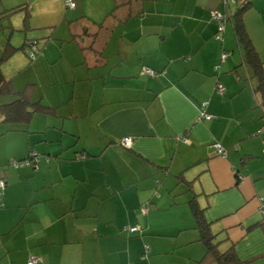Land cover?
Returning <instances> with one entry per match:
<instances>
[{"label":"crops","instance_id":"crops-1","mask_svg":"<svg viewBox=\"0 0 264 264\" xmlns=\"http://www.w3.org/2000/svg\"><path fill=\"white\" fill-rule=\"evenodd\" d=\"M73 1L0 0V52L14 47L0 105L21 92L33 110L0 121V264H217L192 200L220 250L264 264V94L234 21L219 40L211 16L244 0ZM247 2L264 69V0ZM32 151L34 165L9 164Z\"/></svg>","mask_w":264,"mask_h":264},{"label":"trees","instance_id":"trees-1","mask_svg":"<svg viewBox=\"0 0 264 264\" xmlns=\"http://www.w3.org/2000/svg\"><path fill=\"white\" fill-rule=\"evenodd\" d=\"M247 7H248V2L247 0H244L235 14H231L229 9H224V12L226 14V22L227 20H229V18L234 21V32H235L236 40L239 43V45L244 47L245 49L244 60L253 69L254 77L257 79V85L253 86L254 87L253 90L255 89V91H257L260 94V96H262L264 94L263 61L261 60L259 52L251 42V39L245 28V24L243 21V12L246 10ZM20 9H22V7H14L12 9H9L8 12L12 13ZM217 32H218V25H217V31L215 33V38ZM223 35L224 33L221 34L222 38L219 40L223 39ZM29 43L32 44L35 42L27 41V44ZM12 48L9 47L4 52L2 53L0 52V63L11 56V54L14 51V49ZM30 49L29 51L27 50V53L29 55H30ZM37 53H38V48H37ZM11 91H13L11 82L6 79L0 67V94L2 95L8 94ZM17 94L18 97H16L15 100L0 105V121L13 124L18 122L19 120H24L25 122L29 120L31 113L33 111L30 106L31 103L29 102L28 98H26L21 92ZM260 107L263 108V112H264V103L262 99L260 100ZM263 118H264V114H263ZM32 153L33 151L28 157L22 159L10 160L9 164H13L14 161H24L26 159H29L31 161V165H34L35 163H37L40 154L36 151H34L35 153L34 155H32ZM4 180H5V184L7 185V181L5 178ZM4 190L5 188L3 189L2 192L0 191V195L4 192ZM191 206L195 215L197 228L200 231V240L204 243L206 248V252L202 260L211 259L215 261L217 264H248L249 263L248 261H243L237 256L235 245L232 244L226 250L223 251L220 250L219 241H217L216 238L217 236L211 229V222L207 220L203 211L204 209L200 208L195 200L191 201Z\"/></svg>","mask_w":264,"mask_h":264},{"label":"built area","instance_id":"built-area-1","mask_svg":"<svg viewBox=\"0 0 264 264\" xmlns=\"http://www.w3.org/2000/svg\"><path fill=\"white\" fill-rule=\"evenodd\" d=\"M235 0H223L224 4L227 6L228 3L230 2H234ZM66 5L69 7H75L76 4L73 0H66ZM211 16L213 19H215L217 21V25H218V32L216 34V38L217 39H221L222 36L221 34L224 33L225 31V25H226V14L224 12V10L221 9H215L211 11ZM37 55V47L35 46V43H32L31 45V49H30V56L32 58H35ZM228 56L227 52H224L222 54V59H225ZM146 72L150 75H153L155 73V71L151 68H146L145 69ZM226 90V87L222 84V83H218L217 84V92L218 93H223ZM204 106H206V103L204 104ZM204 116H206L207 118H210L211 115H207L206 112L202 113ZM264 130V128L262 129ZM260 130V131H262ZM259 131V132H260ZM184 139H187L186 135L183 136ZM120 142L122 145H124L125 147H130L133 143V137L131 136H124L120 139ZM214 146L216 148V151L218 154L222 155V156H226L227 155V151L226 149L222 146L221 143L219 142H215ZM35 153L33 152L32 155H34ZM14 166L19 167V166H23V165H30L31 161L29 159H26L24 161H14L13 162ZM6 184H5V180L4 177L0 175V191L2 192L3 189L5 188ZM143 211H146L147 208L143 207L142 209ZM262 210V214L264 215V209ZM131 231L135 232L138 228L137 227H131L130 228ZM146 250H149V246L146 245ZM36 262H38V258L34 255L30 256L28 259V264H35Z\"/></svg>","mask_w":264,"mask_h":264},{"label":"rangeland","instance_id":"rangeland-1","mask_svg":"<svg viewBox=\"0 0 264 264\" xmlns=\"http://www.w3.org/2000/svg\"><path fill=\"white\" fill-rule=\"evenodd\" d=\"M8 27V26H7ZM7 27H4V31L2 32V30H0V34L1 35H3V34H5L4 35V37L6 36V34H7V32L5 33V29L7 28ZM0 28H2V23L0 22ZM6 30H8V29H6ZM9 31H8V35H9ZM6 38V37H5ZM22 40H23V34L21 33V32H17L16 33V35H15V39H14V43H16V44H19L18 46H20L21 45V43H22ZM27 48V47H26Z\"/></svg>","mask_w":264,"mask_h":264}]
</instances>
